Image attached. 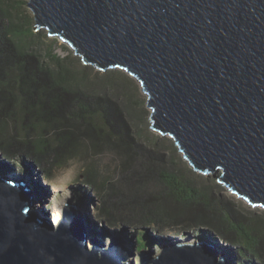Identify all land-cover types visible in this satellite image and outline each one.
Segmentation results:
<instances>
[{
    "label": "water",
    "instance_id": "obj_1",
    "mask_svg": "<svg viewBox=\"0 0 264 264\" xmlns=\"http://www.w3.org/2000/svg\"><path fill=\"white\" fill-rule=\"evenodd\" d=\"M28 8L36 31L68 44L84 65L134 78L151 130L173 140L192 170L264 209V0H28ZM43 198L22 174H0V264H230L226 250L239 256L216 234L101 233L72 204L56 226L39 208Z\"/></svg>",
    "mask_w": 264,
    "mask_h": 264
},
{
    "label": "trees",
    "instance_id": "obj_2",
    "mask_svg": "<svg viewBox=\"0 0 264 264\" xmlns=\"http://www.w3.org/2000/svg\"><path fill=\"white\" fill-rule=\"evenodd\" d=\"M28 9L26 0H0L1 154L27 158L50 177L77 163L99 212L162 227L190 217L236 247L245 264L264 261V213L237 207L151 130L134 78L57 55Z\"/></svg>",
    "mask_w": 264,
    "mask_h": 264
},
{
    "label": "rangeland",
    "instance_id": "obj_3",
    "mask_svg": "<svg viewBox=\"0 0 264 264\" xmlns=\"http://www.w3.org/2000/svg\"><path fill=\"white\" fill-rule=\"evenodd\" d=\"M26 1L28 2V0ZM28 11L29 15L34 18V15L30 11V9H28ZM43 31L47 35L48 44L51 43L54 45V50L57 55L61 57H67L73 54L74 57L79 58L74 54L73 49L68 44L61 40L50 38L47 31ZM138 85L140 87V97L144 100L145 110L148 113V116H146V121H148L149 125L151 126V111L147 107V95L144 94L139 83ZM162 138L168 139V137ZM178 155H180L183 161H185L179 151ZM22 161H24L26 165H24ZM26 166L27 169L30 170H26ZM0 168L3 169L2 171H0V174H2V172H6L9 174H22L29 185L35 187L44 195L43 199H39V208L46 210L56 226H58L60 222L55 221L56 215L58 213H61V215H63L64 217L66 206L72 204L77 206L79 216L81 213L86 222L94 227V229L101 233H111L114 237L127 236L132 240H134L136 237H148L155 241H161L173 238L186 239L188 237L187 235H197L199 237L210 238V235L212 234L211 230L206 228L205 225L200 222V220H194L190 217L181 218L171 223L168 227H162L157 225H148L145 220L140 219L139 217H126L121 213H111L109 215H106L104 214V212H99L97 208L101 206L102 203L95 191L91 190L87 184L80 183L77 180V176H80L81 174L79 165L77 163H72L69 170L64 171L63 173H56L50 177L47 176L46 173L39 170L37 167L32 168L27 158L22 159L19 155H10L9 153L1 154L0 152ZM63 187L67 188V193L59 191ZM225 189L226 196L231 199L237 207L245 210L248 214L255 213L257 215H260L261 213H264L263 208H254L248 202L239 198L227 188ZM84 211L86 212L84 213ZM63 217L61 218V220L63 219ZM132 231H143L145 232V235H137ZM164 235H166L168 238H157ZM222 242L223 240H220V243ZM224 245L230 244L224 243ZM155 250L157 251V253L160 252V248H155ZM226 251L229 255L230 264H245V262H243V259H239V257L241 256H238L235 250L229 249ZM251 261L252 262L250 264H264V261L256 258H253ZM139 263L140 259L137 258V264Z\"/></svg>",
    "mask_w": 264,
    "mask_h": 264
},
{
    "label": "bare ground",
    "instance_id": "obj_4",
    "mask_svg": "<svg viewBox=\"0 0 264 264\" xmlns=\"http://www.w3.org/2000/svg\"><path fill=\"white\" fill-rule=\"evenodd\" d=\"M59 191H61V192H66L67 193V188H65V187H63L61 190H59ZM86 211H84V213H85ZM63 217V215H61V213H58L57 215H56V222H59V221H61V218Z\"/></svg>",
    "mask_w": 264,
    "mask_h": 264
}]
</instances>
